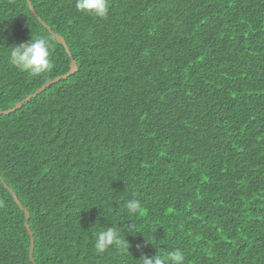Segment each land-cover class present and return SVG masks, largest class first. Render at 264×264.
Returning a JSON list of instances; mask_svg holds the SVG:
<instances>
[{
    "label": "trees",
    "instance_id": "16d2710c",
    "mask_svg": "<svg viewBox=\"0 0 264 264\" xmlns=\"http://www.w3.org/2000/svg\"><path fill=\"white\" fill-rule=\"evenodd\" d=\"M30 2L78 70L9 112L70 57L27 0H0V264H264V0ZM31 35L52 45L38 77L6 55ZM112 225L127 250L97 253Z\"/></svg>",
    "mask_w": 264,
    "mask_h": 264
},
{
    "label": "clouds",
    "instance_id": "9594fccd",
    "mask_svg": "<svg viewBox=\"0 0 264 264\" xmlns=\"http://www.w3.org/2000/svg\"><path fill=\"white\" fill-rule=\"evenodd\" d=\"M75 8L84 14L97 18H104L108 14V0H75ZM2 40V38H0ZM52 45L50 38L43 35L33 36L27 42L11 44L7 51V60L15 68L29 73L33 77L50 73L54 67L52 59ZM129 215H135L141 210V203L137 199H129L125 202ZM94 249L97 253H104L112 246L127 250L125 238H121L117 226L104 227L94 234ZM184 254L180 249L168 251L161 255L155 253L152 256H141V264H183Z\"/></svg>",
    "mask_w": 264,
    "mask_h": 264
},
{
    "label": "water",
    "instance_id": "95a60500",
    "mask_svg": "<svg viewBox=\"0 0 264 264\" xmlns=\"http://www.w3.org/2000/svg\"><path fill=\"white\" fill-rule=\"evenodd\" d=\"M27 3H28V6H29V9L31 11V13L53 34V36L57 39L58 43H60L61 45H63V47L65 48V51L67 52L68 56L70 57V65H69V71L66 73V74H63V75H59L57 77H55L54 79L48 81L47 83L43 84L41 87H39L35 92L27 95L25 98H23L22 100L16 102L15 106L11 109H9L8 111H13L15 109H17L18 107H20L25 101L31 99L32 97L38 95L42 90H44L47 86L55 83V82H58L60 79L62 78H68L69 76H71L72 74H74L77 70H78V66L76 64V61L71 57V53H70V50H69V47L67 46L66 42H65V39L57 34V33H54L50 27L44 23L42 21V19L37 15V13L35 12V10L33 9V6L30 2V0H27ZM7 111V112H8ZM3 185L5 186V188L10 192V194L13 196L15 202L17 203V205L21 208V210L24 212L25 214V227L26 229L28 230V233L30 235V252H29V257L31 259V261H34L33 257H32V252H33V248H34V239L32 237V231L30 230V227H29V224H28V218H29V213L28 211L22 206L21 202L18 200L15 192L6 184L4 183L3 181Z\"/></svg>",
    "mask_w": 264,
    "mask_h": 264
},
{
    "label": "rangeland",
    "instance_id": "374dc122",
    "mask_svg": "<svg viewBox=\"0 0 264 264\" xmlns=\"http://www.w3.org/2000/svg\"><path fill=\"white\" fill-rule=\"evenodd\" d=\"M33 9H34V7H33ZM35 12H36V11H35ZM14 106H15V105H14ZM14 106H13V107H14Z\"/></svg>",
    "mask_w": 264,
    "mask_h": 264
}]
</instances>
